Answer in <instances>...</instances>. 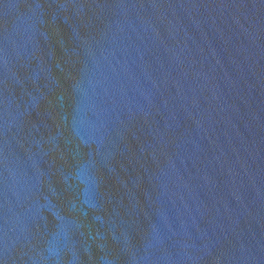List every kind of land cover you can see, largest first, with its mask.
<instances>
[{"label":"water","instance_id":"95a60500","mask_svg":"<svg viewBox=\"0 0 264 264\" xmlns=\"http://www.w3.org/2000/svg\"><path fill=\"white\" fill-rule=\"evenodd\" d=\"M0 264H264V0H0Z\"/></svg>","mask_w":264,"mask_h":264}]
</instances>
